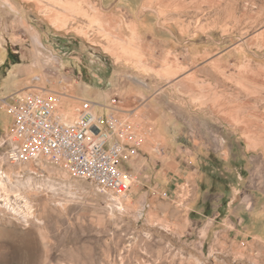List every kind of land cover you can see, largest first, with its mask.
Segmentation results:
<instances>
[{
  "label": "rangeland",
  "instance_id": "374dc122",
  "mask_svg": "<svg viewBox=\"0 0 264 264\" xmlns=\"http://www.w3.org/2000/svg\"><path fill=\"white\" fill-rule=\"evenodd\" d=\"M0 48V141L41 90L139 142L122 197L0 161V264H264V0H0Z\"/></svg>",
  "mask_w": 264,
  "mask_h": 264
},
{
  "label": "built area",
  "instance_id": "2783aa9c",
  "mask_svg": "<svg viewBox=\"0 0 264 264\" xmlns=\"http://www.w3.org/2000/svg\"><path fill=\"white\" fill-rule=\"evenodd\" d=\"M39 91L5 100L12 127L1 137V163L24 166L47 160L66 172L85 170L101 192L126 196L135 178L121 167V157L125 146L137 148L139 142L122 116L119 98L98 103L66 91L55 95ZM71 100L77 104L66 116L61 109ZM98 105L106 113H98Z\"/></svg>",
  "mask_w": 264,
  "mask_h": 264
},
{
  "label": "bare ground",
  "instance_id": "6f19581e",
  "mask_svg": "<svg viewBox=\"0 0 264 264\" xmlns=\"http://www.w3.org/2000/svg\"><path fill=\"white\" fill-rule=\"evenodd\" d=\"M50 22H51V24L54 27L60 28L62 26V22H61V20H60L59 17H53V18H51L50 19ZM3 53H4L3 48H0V56H1V58L3 56ZM71 105H74L75 106V104H71ZM74 108L75 107H69V109H67V111H63L65 108H63L61 110H62V112H63L64 115L68 116V115H71L73 113V109ZM74 112H75V110H74ZM69 171H71L72 174L74 176L78 177V178H83V179L90 180V181L93 182V180L90 179V174L87 171H85V170L72 169V170H69ZM0 184L1 185L4 184L3 180H0ZM113 197H118V196H113Z\"/></svg>",
  "mask_w": 264,
  "mask_h": 264
}]
</instances>
